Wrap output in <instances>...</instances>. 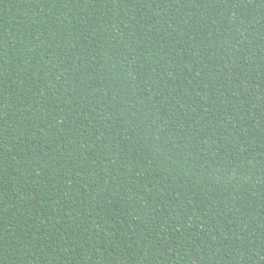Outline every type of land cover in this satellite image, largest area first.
Masks as SVG:
<instances>
[{
  "label": "trees",
  "instance_id": "trees-1",
  "mask_svg": "<svg viewBox=\"0 0 264 264\" xmlns=\"http://www.w3.org/2000/svg\"><path fill=\"white\" fill-rule=\"evenodd\" d=\"M0 264H264V0H0Z\"/></svg>",
  "mask_w": 264,
  "mask_h": 264
}]
</instances>
